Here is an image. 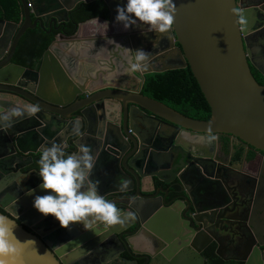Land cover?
Listing matches in <instances>:
<instances>
[{
  "label": "water",
  "instance_id": "obj_1",
  "mask_svg": "<svg viewBox=\"0 0 264 264\" xmlns=\"http://www.w3.org/2000/svg\"><path fill=\"white\" fill-rule=\"evenodd\" d=\"M30 1L20 0L24 19L19 28L10 22L4 25L0 41L9 26L15 30L12 52L25 31L36 26L38 19L32 24L31 9L37 18L40 16L35 8L30 9ZM77 1L80 0L74 2ZM102 1L108 9V18L85 20L70 36L59 34L44 52L38 71L7 65L8 61L0 64V74L9 68L39 79L47 78L53 69L56 73L54 79L61 80L58 81L60 93L69 96L63 101L49 99L40 94V84H37V91L26 87L22 91L16 90L18 95L32 103L33 109L25 111V114L12 115L15 118L12 128L16 130L9 146L22 154L26 151L40 153L56 160L41 148L42 144L50 146L53 152L60 150V164L66 163L68 167L51 168L58 173L61 195L54 182L49 180L50 173L44 170L43 184L16 199L15 203L25 205L23 212L34 224L61 211L69 218L76 214V220L93 226L90 208L92 204L99 208L98 199L87 187V174L72 170L75 169L73 161L77 159L87 166L97 158L94 154L99 148L121 150L116 151L112 159L117 174L108 180L109 191L102 195L103 208L119 202L118 198L128 197L126 212L130 210L135 215L140 231L131 239L125 237L129 232L124 230L134 222L119 229L122 220H117L116 228L107 224L103 231L111 232L115 238L123 237L129 253H140L134 247L139 243L149 248L151 252H141L140 258L145 259L143 264L190 263L191 258L188 261L183 258L180 248L187 246L194 255H200L205 242L209 241L208 237L194 232L188 237L186 232L189 228L179 223L185 213L173 210L166 197L159 194L161 187L154 193L150 192L155 189V179L165 182L163 175L168 173L175 161L173 157L168 159L167 143L193 153L192 148L201 150L205 147L203 136L230 133L264 152V85L257 82L250 64L263 76L264 71L248 49V38L259 29L249 17L250 10L254 8L251 9L245 0H160L166 24L148 31L140 22L138 26L132 22V5L127 0ZM74 5H65L64 9L69 11ZM140 13L144 18L142 10ZM96 21L104 24L105 35L83 37L80 28L92 26L98 23ZM3 24L0 21V33ZM153 44L155 47L150 50ZM161 45L164 47L160 48ZM166 59L173 64L155 65L156 61ZM187 66L210 108L207 120L190 118L142 93L146 74ZM87 81L94 84L93 91H78L80 83ZM13 86L19 87L20 84L13 83ZM50 86L51 81L48 91H52ZM93 92L96 96L91 99L88 94ZM53 95L56 96L55 92ZM82 95V99H77ZM2 105L0 101V118ZM67 105L71 106L69 114L65 113ZM105 121L110 126L109 130L102 125ZM41 125L47 126L53 133H42ZM129 131L133 134L131 138L127 136ZM58 132L59 136H55ZM147 183L152 188L143 191L142 187ZM134 189L135 197L130 194ZM72 190L76 192L74 199L69 195ZM237 194L238 198L242 197L239 191ZM232 195V192L226 191L223 198L227 201ZM259 199L260 206L256 210L264 219V193ZM187 218L193 223L198 222L197 215L189 214ZM259 229V234L254 231L253 235H249L244 256L237 259L242 264H264V250L261 249L264 246V225ZM70 230L64 231L63 245L70 255H74L73 258L93 249L96 251V241H91L89 246V233L81 235ZM240 231L241 227H236L228 233L223 232L221 237H229L232 244L240 246ZM39 232L24 230L15 220L0 212V264H61ZM163 244H167L166 249L158 248L160 255L155 256L156 247ZM161 254L166 258L175 257L171 262H165Z\"/></svg>",
  "mask_w": 264,
  "mask_h": 264
},
{
  "label": "flooded vegetation",
  "instance_id": "obj_2",
  "mask_svg": "<svg viewBox=\"0 0 264 264\" xmlns=\"http://www.w3.org/2000/svg\"><path fill=\"white\" fill-rule=\"evenodd\" d=\"M74 1L75 0H31L28 2L30 9L35 8V12L40 14L37 18L34 11L32 9L30 11L32 24L38 19L34 28L41 27L48 35H52L53 40L61 33L70 36L74 34L79 24L76 25L72 32L67 30L69 23L73 20L72 15L75 11L93 4L105 5L102 0ZM127 1L129 5H132V7H130V9L132 8L130 17L135 26H138V22H140L141 26L148 31L165 26L166 20L164 10H162L161 13H157L152 7L155 15L154 23L146 17L143 18L140 13L141 9L139 6L143 3V0ZM236 1L238 2V0ZM245 1L251 9L254 8L249 12L250 21H253L256 26H259V29L254 31L252 37L248 38V41L254 38H258V40L262 41L264 40V0ZM63 3H65L64 6ZM73 3H75V5L71 10L66 11L64 9V7H66L65 5L70 6ZM9 6L10 5L5 1L0 0V21L4 23L0 38L3 35L5 23L10 22L11 24L13 23V25L17 24V28L23 23L24 14L22 15L23 18L20 23H15L7 19L9 16L11 17L13 15V8L11 9ZM161 6L163 9L164 6L162 4ZM92 18L103 17L95 16ZM134 24L131 25L134 26ZM91 25L92 28H94L89 31V33H93L91 36L105 35L106 31L104 30L103 23L99 21ZM24 34L19 38L12 52L11 49L15 30L10 28V26L7 28L4 38L0 41V64L8 61L6 63L7 65H18L28 70L38 71L43 61V54L48 47L38 58L34 59L33 57L31 59V62H33L31 65L24 66L15 62L16 50ZM149 38L151 39L152 37ZM161 46L159 47H164V45ZM154 47V44L150 45L149 49L151 50ZM169 61V59L163 62L158 60L155 62V65L157 67L172 65L173 63L170 64ZM250 69L256 80H259V77L264 79V76L257 72L255 67L251 64ZM50 73L47 78L43 77V79H39L38 77L35 78L33 75L25 72L20 73L15 69L9 68L0 74V101L3 103V114L2 118H0V212L15 220L28 232L34 233L35 230L38 232L40 231L39 233L42 235H40L41 239L50 248L51 252L56 255V258L61 264H136V261L138 264H143L145 259L140 258V256H142L141 252L150 251L149 248L142 247L139 243L134 245V247L137 250L136 252L140 253H129L123 241V237L119 236L115 238L111 232L107 233L103 231V228L107 224L116 228V223H118L117 220H122L123 222L119 229L134 222L131 227L124 230V232H129V234L125 236L129 239L133 238L140 231L139 228L137 229V219L135 215L133 216L132 212L130 210L128 211V208V212H126V204L127 202L129 203L128 197L118 198L119 202L103 208L104 198H102V195L107 194L109 191L108 180L113 175L117 174L112 159L116 154L115 152L121 150H115L114 148L100 150L99 148L98 152L94 154L97 158L87 166L82 165L77 159L73 161L75 169L72 170L74 172L84 171L87 174V187L90 191L95 193L93 195L98 199L99 208L94 204H92L90 208L91 223L93 226H86L82 221L76 220V214L69 218L68 215L66 217L61 211L60 213L58 211V213L52 214L51 218L49 217L50 219L45 218L44 221L34 224L32 220H30L31 218L25 216L23 212L26 208L25 205L15 203L16 199L21 198L31 189L37 190L40 185L43 184L44 180L41 178L44 170L50 173L49 180L54 182L57 191L60 195L62 194V190L59 186L60 179L58 173L51 171L52 167L58 169L68 167L66 163L60 164L62 161L60 150L53 152L50 146L42 144L41 148L54 156L56 160L44 156L49 159L48 167L36 169L35 155L40 153L32 154L26 151L22 154L9 146V142L11 138H13L12 136L16 130V128H12L15 119L12 115L25 114V111L33 109L32 103L18 95L16 90L22 91L23 88L26 87L37 91V84H40V94L49 99L63 101L69 98L67 94L63 95V92L60 93L58 81L61 80L59 78L56 80L54 79L53 76L56 75L55 71L51 69ZM49 81H51L52 86L50 87H52V91H48ZM194 82L187 84L191 94L190 97L189 95L185 97V94L183 95L181 93L180 97L170 98L167 102L160 101L193 119H198L197 116L207 113H209L210 117V108L198 84L196 81ZM13 83H19L20 86L14 87ZM80 84L81 87L77 88L78 91L86 89L85 91L92 92V89H94V84H91L90 81L81 82ZM53 91L56 96L53 95ZM88 95V97L92 99L95 98L96 93L93 92ZM82 98L83 95L77 97V99ZM204 101L209 108L208 112H206L207 109ZM70 108L71 106L67 105L65 110L66 114H69ZM89 116L92 117L90 111ZM75 119H78V113L75 114ZM107 123L106 121L105 123L102 122L105 130L110 129ZM49 129L50 128L47 126L41 125L42 133L47 135L52 134L53 132ZM134 130H136V128H134ZM59 133L60 132L56 133L55 136H59ZM129 133L130 134H127V136L131 138L133 134L130 131ZM203 137L205 139V147L201 150L192 148L193 153L186 149L172 147L170 143L165 144L169 151L168 159L170 160L173 157L175 161L169 167L168 173L163 175L165 182L155 179V189L150 193H154L161 187L162 191H159V194L166 197V202L173 207V210L181 214L185 213V217H181L179 223L189 228L186 232L187 236L191 237V232L195 234L203 233L209 239L208 242H205L206 246L200 252V255H194L187 246L180 248L179 253L183 254V258H186L187 261L191 258L190 263L184 262L180 264H208L211 258L209 257L210 251L212 256L224 263L242 264V262L237 259L243 258L249 235H253L252 232L254 231L259 234V226L264 225V219H261V216H259L256 210V207L260 206L259 197L261 193H264V152L254 148L249 143L230 133H214ZM63 147L62 143L61 148ZM176 165L179 166L176 167ZM148 185L152 188L150 184ZM226 191L233 193L232 198H229L227 201L223 198L224 192ZM237 191L242 194L241 198H238ZM150 193L143 192V194ZM130 194L135 197V189L132 190ZM69 195L74 199L76 192L72 190V193ZM240 209H242L243 212H239ZM189 214L197 215L198 222L193 223L188 219L187 215ZM236 227H241L240 237L238 238L240 246L232 244L229 237H221L223 232L228 233ZM68 229H71L70 231L72 232H78L81 235L89 233V246H91V241H96V251L94 252L93 249V251L87 252L76 259L73 258L74 255H70V252H68L65 249V245H63L65 238L64 231ZM166 247L167 244H163L162 247L157 246V253L155 256L160 255L158 248L165 250ZM261 249L264 250V246L261 247ZM84 250L85 249H83V251ZM161 257L165 262H171L175 256L166 258L161 254Z\"/></svg>",
  "mask_w": 264,
  "mask_h": 264
},
{
  "label": "trees",
  "instance_id": "obj_3",
  "mask_svg": "<svg viewBox=\"0 0 264 264\" xmlns=\"http://www.w3.org/2000/svg\"><path fill=\"white\" fill-rule=\"evenodd\" d=\"M9 6L13 8V15L7 19L15 23H20L22 21V6L19 0H3ZM101 16L105 19L108 18V11L104 4H93L86 6L83 9H78L72 15V21L69 23L67 30L72 32L76 25L83 22L89 18ZM53 40L52 35H48L41 27H36L34 29L27 30L19 41L15 62L24 66L31 65V59L34 57L38 58L42 52L48 47L50 42ZM196 81L187 66L184 69L169 70L162 73H149L145 75L144 85L142 93L149 97L157 100H162L167 102L170 98L180 97L181 93L186 97L191 96L187 84ZM257 82L260 85H264V79L259 77ZM195 83V82H194ZM205 103V101H204ZM206 105V103H205ZM206 112L209 108L206 105ZM198 119L207 120L209 118V113L197 116ZM36 159V169L46 168L49 165V159L44 157V155H35ZM210 260L208 264H232L224 263L214 256H212L211 251L209 253Z\"/></svg>",
  "mask_w": 264,
  "mask_h": 264
},
{
  "label": "crops",
  "instance_id": "obj_4",
  "mask_svg": "<svg viewBox=\"0 0 264 264\" xmlns=\"http://www.w3.org/2000/svg\"><path fill=\"white\" fill-rule=\"evenodd\" d=\"M152 7L156 10L157 13H161L163 10L161 8L162 6L159 0H143V3L139 6L145 17L148 18L149 20H152L155 23V17H154L155 15L153 13L154 10H152ZM89 27L90 26L85 25L80 28V34L83 37L91 36L93 34V33H89V31L92 29V27L91 29ZM248 49L253 60L257 63V65L260 68L264 70V60H263L264 56L262 55V53L264 52V40L260 41L258 40V38L250 39L248 41ZM142 189L143 191H148L151 189V187L147 183L142 187Z\"/></svg>",
  "mask_w": 264,
  "mask_h": 264
},
{
  "label": "rangeland",
  "instance_id": "obj_5",
  "mask_svg": "<svg viewBox=\"0 0 264 264\" xmlns=\"http://www.w3.org/2000/svg\"><path fill=\"white\" fill-rule=\"evenodd\" d=\"M91 27H92V26H90L89 28L91 29ZM92 29H94V28H92Z\"/></svg>",
  "mask_w": 264,
  "mask_h": 264
}]
</instances>
